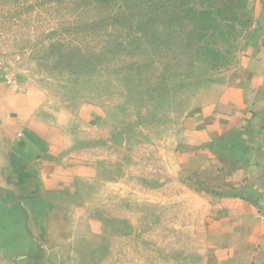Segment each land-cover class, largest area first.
Segmentation results:
<instances>
[{"label":"rangeland","instance_id":"rangeland-1","mask_svg":"<svg viewBox=\"0 0 264 264\" xmlns=\"http://www.w3.org/2000/svg\"><path fill=\"white\" fill-rule=\"evenodd\" d=\"M258 3L0 0L10 78L37 82L107 138L94 144L111 175L95 184L101 229L91 234L84 216L48 264L212 263L206 201L167 169L199 129L215 84L240 63ZM181 163L195 165L184 154Z\"/></svg>","mask_w":264,"mask_h":264},{"label":"crops","instance_id":"crops-1","mask_svg":"<svg viewBox=\"0 0 264 264\" xmlns=\"http://www.w3.org/2000/svg\"><path fill=\"white\" fill-rule=\"evenodd\" d=\"M255 9L240 63L215 84L199 129L167 169L206 201L211 264H264V6ZM92 128L37 82L13 81L0 57V264H48L84 216L91 234L101 229L95 184L111 175L94 145L107 138Z\"/></svg>","mask_w":264,"mask_h":264}]
</instances>
